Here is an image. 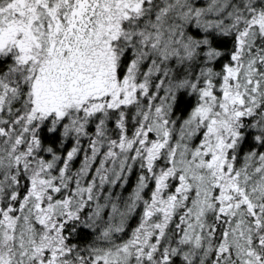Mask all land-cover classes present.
Returning <instances> with one entry per match:
<instances>
[{"label": "snow or ice", "instance_id": "6c2138e0", "mask_svg": "<svg viewBox=\"0 0 264 264\" xmlns=\"http://www.w3.org/2000/svg\"><path fill=\"white\" fill-rule=\"evenodd\" d=\"M0 264H264V0H0Z\"/></svg>", "mask_w": 264, "mask_h": 264}]
</instances>
